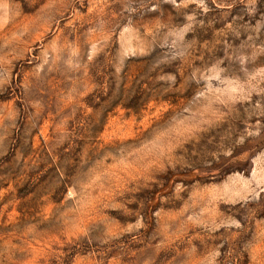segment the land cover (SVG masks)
<instances>
[{
  "label": "rangeland",
  "instance_id": "1",
  "mask_svg": "<svg viewBox=\"0 0 264 264\" xmlns=\"http://www.w3.org/2000/svg\"><path fill=\"white\" fill-rule=\"evenodd\" d=\"M0 264H264V0H0Z\"/></svg>",
  "mask_w": 264,
  "mask_h": 264
}]
</instances>
